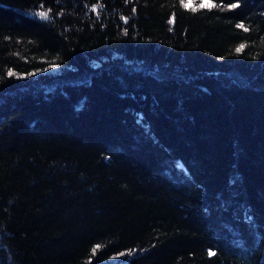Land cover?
<instances>
[{
  "label": "trees",
  "instance_id": "obj_1",
  "mask_svg": "<svg viewBox=\"0 0 264 264\" xmlns=\"http://www.w3.org/2000/svg\"><path fill=\"white\" fill-rule=\"evenodd\" d=\"M0 264H264V0H0Z\"/></svg>",
  "mask_w": 264,
  "mask_h": 264
},
{
  "label": "snow or ice",
  "instance_id": "obj_2",
  "mask_svg": "<svg viewBox=\"0 0 264 264\" xmlns=\"http://www.w3.org/2000/svg\"><path fill=\"white\" fill-rule=\"evenodd\" d=\"M185 7H188L187 4L184 5ZM233 6H236V5H233ZM42 16H44L46 18V14L45 13H41ZM242 27V26H241ZM246 30V29H245ZM243 46H241L242 48ZM237 51H240V49H237ZM9 75H14L13 73H9ZM95 251V250H94ZM215 253H210V255H214Z\"/></svg>",
  "mask_w": 264,
  "mask_h": 264
}]
</instances>
